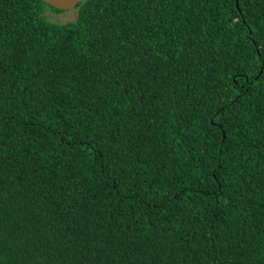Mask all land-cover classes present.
I'll use <instances>...</instances> for the list:
<instances>
[{"label":"trees","instance_id":"16d2710c","mask_svg":"<svg viewBox=\"0 0 264 264\" xmlns=\"http://www.w3.org/2000/svg\"><path fill=\"white\" fill-rule=\"evenodd\" d=\"M0 0V264H264V0Z\"/></svg>","mask_w":264,"mask_h":264},{"label":"rangeland","instance_id":"374dc122","mask_svg":"<svg viewBox=\"0 0 264 264\" xmlns=\"http://www.w3.org/2000/svg\"><path fill=\"white\" fill-rule=\"evenodd\" d=\"M43 17L49 23L64 24L75 19L76 10L71 9L57 13L47 8L43 13Z\"/></svg>","mask_w":264,"mask_h":264},{"label":"water","instance_id":"95a60500","mask_svg":"<svg viewBox=\"0 0 264 264\" xmlns=\"http://www.w3.org/2000/svg\"><path fill=\"white\" fill-rule=\"evenodd\" d=\"M45 4L61 11L74 9L83 0H42Z\"/></svg>","mask_w":264,"mask_h":264}]
</instances>
